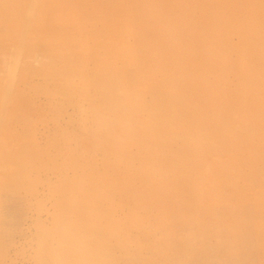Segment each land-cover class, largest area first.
Segmentation results:
<instances>
[{"label": "rangeland", "instance_id": "obj_1", "mask_svg": "<svg viewBox=\"0 0 264 264\" xmlns=\"http://www.w3.org/2000/svg\"><path fill=\"white\" fill-rule=\"evenodd\" d=\"M29 3L0 0V264H264V0Z\"/></svg>", "mask_w": 264, "mask_h": 264}, {"label": "bare ground", "instance_id": "obj_2", "mask_svg": "<svg viewBox=\"0 0 264 264\" xmlns=\"http://www.w3.org/2000/svg\"><path fill=\"white\" fill-rule=\"evenodd\" d=\"M29 4H30V6H29L28 8H29V9H32V7H34V5H35V0H34V1L31 0V3H29ZM25 10H26V9H25ZM31 13H32V11H31ZM27 17H28V16H27ZM24 18H25V17H24ZM28 19H29V18H28ZM28 19H27V20H28ZM25 22H26V19H25ZM27 23L29 24L28 21H27ZM29 25H30V24H29ZM22 26H23V25H22ZM27 26H28V25H27ZM23 27H24V26H23ZM29 28H30V27H29ZM26 29H27V28H26ZM245 29H246V28H245ZM243 30H244V29H243ZM22 31H23V29H21V33L23 34L24 32H22ZM27 31H29V30H27ZM23 35H25V34H23ZM20 37H21V36H20ZM23 37H24V36H23ZM21 38H22V37H21ZM200 71H201V70H200ZM191 76H192V75H191ZM249 76H250V74H249ZM181 80H183V79H181ZM247 83H248V82H247ZM120 85H121V84H120ZM7 86H8V85H7ZM252 86H253V85H252ZM252 86H251V87H252ZM211 92H212V91H211ZM251 93H252V92H251ZM202 94H203V93H202ZM3 95H4V94H3ZM160 95H161V94H160ZM200 95H201V94H200ZM250 95H251V94H250ZM125 96H127V95H125ZM128 97H129V96H128ZM121 98H122V97H121ZM218 98H219V97H218ZM222 98H223V97H222ZM7 100H8V98H7ZM218 100H219V99H218ZM130 102H131V101H130ZM253 102H254V101H253ZM183 103H184V102H183ZM213 104H214V103H213ZM214 106H215V105H214ZM245 106H246V105H245ZM175 108H176V107H175ZM178 108H179V107H178ZM179 109H180V108H179ZM179 109H178V110H179ZM117 110H118V109H117ZM168 110H169V109H168ZM173 110H174V109H173ZM176 110H177V109H176ZM196 110H197V109H196ZM219 110H220V109H219ZM236 110H237V109H236ZM241 110H242V109H241ZM219 112H220V111H219ZM221 112H222V110H221ZM114 113H115V112H114ZM206 113H207V112H206ZM170 114H171V113H170ZM170 114H169V115H170ZM202 114H203V113H202ZM180 116H181V115H180ZM185 116H186V115H185ZM206 116H207V115H206ZM130 117H131V116H130ZM183 117H184V116H183ZM251 117H252V116H251ZM245 118H246V117H245ZM154 119H155V118H154ZM247 119H248V118H247ZM169 120H170V119H169ZM163 122H164V121H163ZM262 122H263V121H262ZM176 123H177V122H176ZM249 123H250V122H249ZM140 124H141V123H140ZM142 125H144V124L142 123ZM154 125H155V124H154ZM177 125H178V124H177ZM182 125H183V124H182ZM184 125H185V124H184ZM154 127H155V126H154ZM156 127H157V126H156ZM157 129H158V128H157ZM183 129H184V128H183ZM183 129H182V130H183ZM136 130H137V129H136ZM141 130H142V129H141ZM138 131H139V130H138ZM115 132H116V131H115ZM134 132H135V131H134ZM145 132H146V131H145ZM195 132H196V130H195ZM111 133H112V131H111ZM159 133H160V132H159ZM112 134H113V133H112ZM123 134H124V133H123ZM145 134H146V133H145ZM114 135L117 136V134H114ZM178 135H179V134H178ZM108 136H109V135H108ZM116 136H115V137H116ZM136 136H137V135H136ZM136 136H135V138H136ZM105 138H106V137H105ZM169 139H170V138H169ZM114 141H115V140H114ZM147 141H148V140H147ZM258 154H259V153H257V155H258ZM167 161H168V160H167ZM232 161H234V160H232ZM126 165H127V164H126ZM233 166H234V164H233ZM237 166H238V165H237ZM110 167H111V166H110ZM236 168H237V167H236ZM117 170H118V169H117ZM155 170H156V169H155ZM234 171H236V170H234ZM172 174H173V173H172ZM117 180H118V179H117ZM180 180H183V179H180ZM132 189H133V188H132ZM92 193H93V192H92ZM253 195H254V194H253ZM251 196H252V195H251ZM243 199H244V198H243ZM90 201H92V200H90ZM92 202H93V201H92ZM92 202H91V203H92ZM239 203H240V202H239ZM92 204H93V203H92ZM92 204H89V205H92ZM87 205H88V204H87ZM85 206H86V205H85ZM93 206H94V205H93ZM93 206H90V208L93 207ZM162 206H164V205H162ZM166 207H167V206H166ZM169 207H170V206H169ZM88 208H89V207H88ZM155 208H156V207H155ZM84 209H85V208H84ZM176 209H177V208H176ZM257 209H259V208H257ZM85 210H86V209H85ZM177 210H178V209H177ZM87 211H88V209H87ZM131 211H132V210H131ZM87 213H88V212H87ZM212 213H213V212H212ZM79 215H80V213H79ZM87 215H88V214H87ZM243 215H244V214H243ZM80 216H81V215H80ZM261 216H262V215H261ZM175 217H176V216H175ZM218 217H219V216H218ZM104 218H105V217H104ZM225 218H226V217H225ZM241 218H242V217H241ZM251 218H252V217H251ZM174 220H175V219H174ZM226 220L229 221V218L227 217ZM254 220H255V219H254ZM84 221H85V220H84ZM81 223H83V222H81ZM185 224H186V223H185ZM221 224H222V223H221ZM224 224H225V223H224ZM115 225H116V224H115ZM219 225H220V224H219ZM216 226H217V224H216ZM231 226H232V225H231ZM220 227H221V226H220ZM226 227L228 228V226H226ZM236 227H237V226H236ZM258 227H259V226H258ZM261 227H262V226H261ZM64 228H65V226H64ZM69 228H70V227H69ZM228 229H231V228L229 227ZM63 230H66V228L63 229ZM69 230H70V229H69ZM212 231H213V230H212ZM228 231H230V230H228ZM242 231H243V230H242ZM246 231H247V230H246ZM61 232L63 233L64 231L61 230ZM223 232H224V231H223ZM70 233H71V232H70ZM201 233H202V232H201ZM84 234H89V235H90L91 233H89V232H84V231H83V233H82L83 236H82V235H80V236H82L83 238H85V237H84ZM110 234H111V233H110ZM192 234H193V233H192ZM230 234H231V233H230ZM233 234H234V233H233ZM226 235H227V234H226ZM63 236H64V235H63ZM65 236H66V234H65ZM90 236H93V235H90ZM96 237H97V236H96ZM67 238H68V237H67ZM233 238H234V236H233ZM73 239H74V238H73ZM242 239H243V238H242ZM71 241H72V240H71ZM262 242H263V241H262ZM76 243H77V242H76ZM115 243H116V242H115ZM124 243H125V242H124ZM203 243H204V242H203ZM233 243H234V242H233ZM236 243H237V242H236ZM72 244H73V242H72ZM74 245H75V244H73V246H74ZM68 246H69V245H68ZM79 246H80V245H79ZM88 246L90 247L91 245L88 244ZM97 247H98V246H97ZM71 248H72V246H71ZM78 248H79V249H78ZM230 248H231V247H230ZM72 250H73V249H72ZM74 250H75V252H78V253H79V252H82V251H80V247H77V246H76V248H74ZM247 250H248V249H247ZM86 251H87V250H86ZM218 251H219V250H218ZM222 251H223V250H222ZM83 252H84V251H83ZM220 252H221V251H220ZM220 252H219V253H220ZM259 252H261V251H259ZM91 253H92V252L87 253V254L85 253V254L88 255V254H91ZM101 253H102V252H101ZM231 253H232V252H231ZM237 253H238V252H237ZM66 254H67V252H66ZM73 254H74V253H73ZM234 254H235V252H234ZM81 255L83 256L82 253H81ZM95 255H96V254H95ZM205 255H206V254H205ZM52 256H53V255H52ZM82 256L79 257L81 260L84 259V258L82 259ZM87 257H88V256H87ZM87 257H86V258H87ZM93 257H94V255H93ZM89 258H92V257L89 256ZM95 258H96V257H94V258H92V259H95ZM228 258H230V257H228ZM67 259H68V258H67ZM100 259H101V258H100ZM234 259H235V258H234ZM84 260H85V259H84ZM84 260H83V261H84ZM90 260H91V259H90ZM95 260H96V259H95ZM93 261H94V260H92V262H93ZM110 261H111V260H110ZM88 262H89V261H88ZM92 262H90V263H92ZM120 262H121V261H120ZM183 262H184V261H183ZM77 263H78V262H77ZM82 263H84V262H82ZM90 263H87V264H90ZM94 263H95V261H94ZM132 263H134V262H132ZM223 263H224V262H223ZM97 264H98V263H97ZM134 264H135V263H134Z\"/></svg>", "mask_w": 264, "mask_h": 264}]
</instances>
